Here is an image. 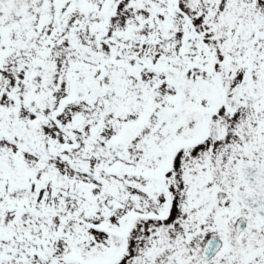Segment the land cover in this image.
I'll return each mask as SVG.
<instances>
[{"label": "snow or ice", "instance_id": "6c2138e0", "mask_svg": "<svg viewBox=\"0 0 264 264\" xmlns=\"http://www.w3.org/2000/svg\"><path fill=\"white\" fill-rule=\"evenodd\" d=\"M0 264H264V0H0Z\"/></svg>", "mask_w": 264, "mask_h": 264}]
</instances>
